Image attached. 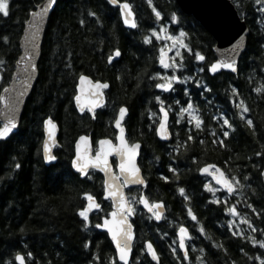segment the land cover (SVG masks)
Instances as JSON below:
<instances>
[{
  "label": "trees",
  "instance_id": "obj_1",
  "mask_svg": "<svg viewBox=\"0 0 264 264\" xmlns=\"http://www.w3.org/2000/svg\"><path fill=\"white\" fill-rule=\"evenodd\" d=\"M41 1L10 0V16L0 17V36H8L10 40L7 45L0 41V55L8 61L6 71L0 72V90L11 80L28 12ZM231 1L249 27L247 47L236 74L221 72L215 76H210L207 71L215 60L213 38L193 17L183 14L175 0H152L153 6L161 12L162 21L156 20L148 0H128L138 25L134 30L122 26L118 8L107 0L58 1L50 16L38 65V80L26 103L19 133L0 142V264L5 260L14 264L17 251L33 253V258L26 264H89L94 254L99 257L95 264H109V258L115 253L113 246L107 235L94 227L100 217L111 211L110 202L102 201V177L92 171V179H81L71 170L70 162L73 143L79 135H90L92 141L113 136L111 122L121 105L128 108V140H138L142 144L138 163L147 181L145 188H134L127 194L137 195L142 190L150 200L163 201L165 205V214L159 222L135 205L132 264H137V256L143 264H155L141 253L145 240L153 243L160 264H189L177 260L170 248V245L176 246L173 245L175 232L181 224L191 230L198 250L204 248L207 264H232V261L253 264L240 251L241 247L251 256L264 252L227 231L226 221L230 216L224 212L223 204L210 202L212 194L203 187L207 179L198 171L205 163H215L224 170L230 168L243 183L250 184L256 194L246 188L237 207L241 214L247 213L254 219L258 228H264V223L247 207V203H252L258 211L264 210L260 175L264 158L254 155L264 151V98L252 92V88L264 84V72L261 71L264 68V48L261 47L264 45V11L259 10L264 3ZM89 10L96 12L97 16H89ZM173 13L177 15L175 24L170 22ZM97 17L100 23H97ZM81 19L85 21L84 25L80 24ZM162 24L168 28L169 34L186 32L185 42L193 52L200 51L206 58L197 62L194 55L181 49L184 67L177 70V75L181 79L185 76L200 79L211 91L204 92L193 81L174 84L175 91L164 92L154 87L156 81L149 79L153 73H171V70L160 68L158 56L162 44L149 31L153 28L159 30ZM144 36H149L151 43L145 44ZM116 48L120 49L121 56L108 65L107 57ZM69 64L71 67H66ZM198 68H205V71L198 72ZM81 73L110 84L105 93L106 104L93 120L86 114L79 116L74 108L75 86ZM232 87L237 88L240 97L252 109L246 114L254 121L252 129L239 118L238 109L229 99ZM156 96H160L170 108L172 140L167 144L159 142L151 130L156 123L150 120L149 111L158 114ZM189 99L199 108L205 131L199 133L196 140L188 142L187 151L182 148L177 153L174 149L178 140L185 141L189 131L196 133L187 123V117L176 123V114ZM214 115H225L234 125L235 130L226 139L227 149L211 143L210 129L221 134L219 123L222 121L213 120ZM49 116L58 123L60 147L55 150L56 163L46 167L41 156L42 122ZM156 119L157 115L153 117ZM201 139L206 141L204 145L200 144ZM193 157L200 163H194ZM16 163L21 165L19 169L15 168ZM170 165L178 169V180L169 172ZM243 175H248L249 180L243 181ZM162 176L170 177L169 181L163 180ZM179 187L185 188L190 196L189 206L211 239L202 236L196 222L188 217L185 201L177 190ZM84 192L96 195L102 208L89 216L91 223L87 229L83 228L82 219L76 214V209L86 202ZM220 195L222 193L216 196L220 198ZM236 199V196L228 197L231 203ZM255 235L257 239L264 238L258 233ZM213 242L223 243L227 254L214 248ZM85 243L88 248L84 247ZM177 253L181 256L178 250ZM199 255L200 252L192 255L190 264H197Z\"/></svg>",
  "mask_w": 264,
  "mask_h": 264
},
{
  "label": "snow or ice",
  "instance_id": "obj_2",
  "mask_svg": "<svg viewBox=\"0 0 264 264\" xmlns=\"http://www.w3.org/2000/svg\"><path fill=\"white\" fill-rule=\"evenodd\" d=\"M110 5H119L120 14L123 19V23L130 28H137V22L134 17V12L132 5L128 3V0H107ZM57 3V0H44L43 3H36L34 5V10L30 9L28 12V19L24 21L26 27H24V45L23 53L15 60L16 71L12 72L11 75L15 79V84L20 85V87L9 86L4 88V93H10L11 95L6 96L5 94H0V105L4 107L0 109V116L3 117V124L0 125V140H6L10 137V134L14 133L17 129L16 122V112L18 110V105L21 102V97L25 95V92L29 86V81L34 77V74L38 71V65L34 62L33 56L37 51V38L40 35L41 26L44 24L45 18L49 16L50 9ZM256 4L264 3V0H255ZM148 5L152 8V12L155 15L157 21H162V15L156 7L153 6L152 0H148ZM264 11V7L259 9ZM11 13L10 0H0V17H9ZM89 16L96 17L97 13L89 10ZM177 21V15L173 13L170 17V22L175 24ZM97 23H100L99 17H97ZM80 24L84 25L85 21L80 20ZM151 36L155 37L156 40L171 41V44L165 43L163 47L159 49L158 62L160 66L165 69H171V74H161L160 72L153 73L149 79L156 81L154 87L162 91H175L173 88L174 84L180 83L184 84L188 81H193L198 87L203 88L204 92L211 91L208 86L200 79L193 80L192 76H185L181 79L177 75V70L184 67V56L181 49H184L194 55L195 61L202 62L205 61V56L200 51L193 52L190 46L185 42L186 32L180 31L178 35L169 34L168 28L161 25L159 30L153 28L149 30ZM243 39V38H241ZM0 41L5 45L9 44L10 40L8 36H0ZM144 43L149 44L151 40L149 36H144ZM240 42L232 45L229 51V55L225 59L217 60L211 63L207 67L209 73H217L221 69H228L233 73L238 72V62L236 59L237 50L240 48ZM264 48V45H261ZM169 51L175 52V57H170L167 55ZM121 51L119 48L113 50L107 57L108 63H112L114 58L120 57ZM178 58V59H177ZM8 61L3 55H0V72H5V66ZM66 67H71V65H66ZM198 72H204L205 68H198ZM264 72V68L261 69ZM120 77L117 76V79ZM79 83L76 85V91L74 95V100L77 109L81 113H90L92 118L96 117V109L104 106L105 89H109L110 84L107 81L101 82L100 80L90 79L88 75L81 73L78 77ZM251 83V81H250ZM259 84V81H257ZM185 94L188 95V89H184ZM252 92L256 93L258 97L264 98V84H259V86L252 88ZM229 99L233 100L234 107L238 109L237 115L239 118L247 124L249 129L253 128L254 121L248 115L252 109L247 105V103L240 97V93L237 88H231V94ZM155 100L160 106V117L159 122L155 127V134L163 140L169 139V124H168V112L170 108L165 105L164 101L160 96H156ZM176 103H179L177 101ZM219 111V110H218ZM128 113V108L124 105L119 107L118 112L114 118V126L117 129L115 139H110L107 137L92 141L87 135H80L75 142V154L71 160V166L80 177L86 179H92V171H99L103 173V199L111 201V211L105 216L100 217L102 222H98L94 225L97 229H104L107 232L108 237L111 239V243L115 246V253L113 257L109 258V264H132L130 260V253L132 252L134 246V232L133 223L130 222V218L134 216L137 212L136 204L142 205L143 208L151 214L150 218H154L160 221L163 218L165 211V205L163 201L150 200L148 196L141 190L137 195H128L125 192V188L129 185L146 186L147 181L142 175L141 168L137 163V156L141 148L139 142H132L126 138L125 128L123 123L125 117ZM157 114L155 112L149 111V117H155ZM178 119L176 123L179 124L181 119L187 117V123L192 125L196 130V133L189 131L187 139L183 142L178 140L175 151L177 153L183 148L187 151L188 142L194 141L198 138V134L205 131L204 120L200 114L199 108H197L191 99H189L186 105H182L177 113ZM213 120H218L219 123V133L216 129H210L208 134L213 137L211 140L212 145H215L221 149H227L226 139L230 136V132L234 131V125L225 115L220 117L212 116ZM56 128L57 125L52 117H47L43 119V129H44V139L42 141V150L45 161L56 160L57 157L53 154V147L57 146L56 140ZM205 140L201 139L200 144L204 145ZM254 155L264 158V151L255 152ZM115 157V171L110 163L109 158ZM15 159V158H13ZM157 159H159L157 157ZM193 162L199 164L200 162L193 157ZM21 165L19 163L15 164V168L19 169ZM255 167V165H254ZM201 174L210 176L214 181L213 186L210 183H205L203 185L204 189L212 193L211 203L223 204L224 212L227 213L231 219L226 221L227 231L231 233L233 237H237L242 241H246L251 244L252 247L264 250V238L257 239L259 234L264 237V228H258L256 226L255 220L249 218L247 213L241 214L238 210V205L240 204V197L244 196V190L249 188L252 190L253 195L256 194L255 189L251 188V185H246L242 182L236 174L231 173V169L227 170L218 167L215 163H205L203 166L198 168ZM169 172L178 180V169L169 166ZM260 175L264 177V171L260 172ZM166 182L169 181L170 177H161ZM243 181H248L249 176L243 175ZM179 194L183 197L185 201V208L187 209V215L192 221L197 224V230L206 239H211L208 236L205 227L200 223L197 215L194 213L193 209L189 206L190 196L186 193L185 188L179 187ZM217 192L222 194L226 193L224 199L221 200L216 196ZM84 200L87 202L82 207L76 209V214L82 219L83 228L87 229L91 223L89 218V213L94 209L97 211L102 210L101 203L97 201L96 195L90 192L82 193ZM236 196L237 199L235 203H231L228 197ZM247 203V201H245ZM247 207L251 209L256 219H259L261 223H264V210L258 211L252 203H247ZM171 223V222H170ZM243 225L244 227H241ZM23 231V229H21ZM166 236L167 233H164ZM193 238L189 233L187 227L183 224L179 225L177 228V236L173 241V245H170L172 254L177 260L182 262H189V251L188 242ZM214 248L223 250L227 254V249L223 243L213 242ZM85 248H88V243H85ZM177 248L179 252L183 253L182 257L177 253ZM196 251V249H193ZM240 251L247 257L248 260L253 261V264H264V252L256 256L249 255L243 247ZM199 252L201 255L196 257L197 264H207L206 257L204 256V248H200ZM141 253H146L151 261L160 264L159 254L153 247V243L150 241H144V247L141 249ZM33 258V253L27 252L22 254L17 251L14 255V264H26L28 260ZM99 259L95 254L93 255L92 261L89 264H95ZM137 264H143L140 261L139 256L136 257ZM3 264H9L8 260L3 261ZM232 264H236L232 261Z\"/></svg>",
  "mask_w": 264,
  "mask_h": 264
},
{
  "label": "water",
  "instance_id": "obj_3",
  "mask_svg": "<svg viewBox=\"0 0 264 264\" xmlns=\"http://www.w3.org/2000/svg\"><path fill=\"white\" fill-rule=\"evenodd\" d=\"M58 1L59 0H57V3H58ZM43 2H44V0H42L40 3H43ZM175 2H176L177 6L179 7V9L181 10V12L183 14H185L187 16L193 17L194 20L197 21L204 28V30H206L210 34V36L213 38V40H214V46L212 47V52H213L214 57H215L214 62H216L217 60H221V59L227 58L228 55H229V51L228 50H230L232 48V45L233 44H236L239 41L241 46L237 50V55H236V59H237V62L239 64V61H240V59L242 57V54L245 52L246 47H247V37H248V34H249V27L246 24V22L240 18L236 7L232 3L231 0H175ZM57 3L53 6L52 9H50L49 16L45 18L44 24L41 26L40 35L37 38V45H38V47H37V51H36L35 55L33 56V60H34V62L37 65H39V62H40L41 53H42V45H43V41H44V37H45L46 30L48 28V23H49V20H50V16L54 12V10H55V8L57 6ZM115 7L118 8V13H119V17H120V21H121L122 26L125 29H127V30H134L135 28H130V27L126 26L123 23V19H122L121 14H120L119 5H116ZM134 17H135V14H134ZM28 18L29 17H27V19ZM24 27H26L25 24L23 26V30H22V33H21V37L19 39V51H20L19 56L23 53V50H24L23 49L24 36H25ZM241 38H243V39H241ZM167 55L170 56V52H168ZM19 56H18V58H19ZM119 58L120 57L114 58V60H113L112 63H114L117 60H119ZM107 63H108V61H107ZM111 64L108 63V65H111ZM158 64H159V62H158ZM159 66H160V64H159ZM160 68L162 70L166 71L161 66H160ZM16 70L17 69H16V66L14 64V71L13 72H15ZM221 72L236 74V73L231 72L228 69H221V70H219L215 74L208 72V74L210 76H215V75H217V74H219ZM38 75H39V71H37L34 74L33 79L31 81H29V86H28V88H27V90L25 92V95L23 97H21V102L18 105V110L16 112L17 129L14 130V133L13 134H10V137L9 138H7L6 140H0V142L8 141L12 137H14L15 135H17L19 133L22 115H23V112H24L26 103H27V101H28V99H29V97H30V95H31V93H32L35 85H36V82L38 80ZM78 83H79V79H77L76 85ZM10 85L11 86H14V87H20V85H16L15 84V79L13 77H11V80H10L9 84L1 88L0 94H5L6 96L11 95L10 93H4V88L5 87H9ZM108 90L109 89H105V93ZM75 91H76V86H75ZM73 104H74V108H75L76 113L78 115H83L84 113H81L77 109L76 104H75V100L73 101ZM105 104H106V96L104 98V106H105ZM104 106L97 108L96 109V112L99 111L100 109H102ZM3 107H4L3 105H0V109H2ZM159 109H160V106L158 107V122H159V117L161 115ZM118 110H119V108L117 109L116 113L118 112ZM85 113H87V112H85ZM87 114L92 118V114H90V113H87ZM127 116H128V113H127L125 119L127 118ZM3 122H4L3 117L0 116V125H2ZM54 122L57 125L56 133H55L56 140H57V146L56 147H53V149H52V152L55 155V149L59 146L60 129H59L58 123L55 120H54ZM158 122H157V124H158ZM168 124L170 126V113L169 112H168ZM123 126H124V123H123ZM112 127L115 130V132L117 133L118 130L115 129L114 123L112 124ZM124 128H125V126H124ZM169 133H170L169 139H167V140L161 139L156 134H155V136H156V139L159 142L167 144V143H169L172 140V134H171V131H170V127H169ZM125 135H126V129H125ZM78 138H79V136L75 139V141L73 143V156L75 154V142H76V140ZM43 139H44V129H43V122H42V141H43ZM140 151H141V148H140L139 154L137 156V163H138V160H139V157H140ZM41 156H42L43 163L45 164L46 167L52 166V165H54L56 163V160H53V161H45L44 160L43 150H42V142H41ZM112 158L115 159V163H116V158L115 157H110L109 158L110 163H111V159ZM112 166H113V170L115 171V165L112 164ZM138 166H139V163H138ZM70 167H71V170L73 171V173L79 175L72 168L71 162H70ZM262 171H264V166H263ZM94 172L99 173L102 176V179H104L103 173H101L99 171H95V170H94ZM142 175H143V173H142ZM201 175H202V177H208L210 179V181L215 185L214 181L212 180V178L210 176H207L205 174H201ZM80 178L81 179H85L84 177H80ZM261 181H262V186L264 188V177H262V176H261ZM145 187L146 186L129 185L128 187L125 188V192L127 190H129V189H133V188H145ZM216 187H218V186H216ZM102 201H109L110 204H111V201L110 200L103 199V195H102ZM85 203H87V202H85ZM139 208L145 214L151 215L150 213H148L143 208L142 205H139ZM95 212H98V211L94 209L91 213H89V216L91 214L95 213ZM164 214H165V211H164ZM164 214H163V216H164ZM133 218H134V216H132L130 218V222H132ZM100 222H102V221L100 220ZM134 229L135 228L133 226V232H134ZM97 231L98 232L105 233L107 235V232L104 229H97ZM175 235L177 236V231H176ZM107 237H108V235H107ZM108 239H109V241L111 243L110 237H108ZM134 241H135V234H134ZM112 246H113V249H114V252H115V246L113 244H112ZM153 247H154V245H153ZM131 254H132V252L130 253V257H129L130 259H131ZM146 256H147V254H146ZM147 258L149 259L150 262L156 264V262L151 261V258L150 257L147 256Z\"/></svg>",
  "mask_w": 264,
  "mask_h": 264
},
{
  "label": "flooded vegetation",
  "instance_id": "obj_4",
  "mask_svg": "<svg viewBox=\"0 0 264 264\" xmlns=\"http://www.w3.org/2000/svg\"><path fill=\"white\" fill-rule=\"evenodd\" d=\"M103 109V108H102ZM101 110V109H100ZM158 110V109H157ZM98 112V111H97ZM96 112V113H97ZM84 114H86V115H88L87 113H84ZM83 114V115H84ZM116 114V113H115ZM79 116H82V115H79ZM89 116V115H88ZM89 118L91 119V120H93V118H91L90 116H89ZM114 118H115V115H114ZM114 118H113V120H112V122H111V129H112V134H113V136L112 137H107V138H110V139H113L114 140V138H115V134H116V132H115V130L113 129V127H112V124H113V121H114ZM127 119V118H126ZM126 119H125V122H124V126H125V129H126V138H127V135H128V133H127V127H126ZM157 122H158V120H157ZM157 124V123H156ZM156 124H155V126L151 129L152 131H153V133H154V136H155V127H156ZM81 135H83V134H81ZM84 135H87V134H84ZM80 136V135H79ZM88 136H90V135H88ZM156 137V136H155ZM91 138V137H90ZM101 138H104V137H99V138H97V139H95L94 141H96V140H98V139H101ZM128 139V138H127ZM91 140H92V138H91ZM93 141V142H94ZM130 141V140H129ZM132 142H139V143H141L140 141H138V140H132ZM60 147V142H59V146L56 148V149H58ZM55 149V150H56ZM141 150H142V144H141ZM140 154H141V151H140ZM139 159H140V157H139ZM111 163L113 164V165H115V159L114 158H112L111 159ZM94 172V171H93ZM97 173V172H96ZM99 174V173H98ZM102 177V176H101ZM103 180V179H102ZM134 189V188H133ZM129 190H132V189H129ZM128 191V190H127ZM127 191H126V193H127ZM186 227V226H185ZM189 230V229H188ZM189 233H190V235L192 236V238H193V235H192V233H191V230H189ZM193 249H196V251H193ZM177 250H178V252H179V249L177 248ZM188 251H189V259H191V257H192V255H194L195 254V256L199 253V250H198V247H197V245H196V243L194 242V240L192 239L191 241H189L188 242V249H187ZM180 254H181V257H182V253L181 252H179Z\"/></svg>",
  "mask_w": 264,
  "mask_h": 264
},
{
  "label": "rangeland",
  "instance_id": "obj_5",
  "mask_svg": "<svg viewBox=\"0 0 264 264\" xmlns=\"http://www.w3.org/2000/svg\"><path fill=\"white\" fill-rule=\"evenodd\" d=\"M161 41V44H162V47L164 46V44L165 43H167V44H171V41H165V40H163V39H161L160 40ZM170 53H172V55H171V57H173V54H175V52L174 51H169ZM169 70H171V69H169ZM165 73H167V72H164V73H162V75L163 74H165ZM167 74H171V73H167ZM177 115V114H176ZM177 117V116H176ZM178 118V117H177ZM150 120H152V123H156L157 122V120H158V116H157V119L156 120H153V117L152 118H150ZM207 179V183H210V184H212L213 185V183L208 179V178H206ZM214 186V185H213ZM216 187V186H215ZM210 193V192H209ZM218 193H221V192H217L216 193V195L218 194ZM210 194H212V193H210ZM225 195H227L226 193H224V194H222V195H220L219 197L220 198H222V199H224V196ZM230 219H231V217H230Z\"/></svg>",
  "mask_w": 264,
  "mask_h": 264
}]
</instances>
